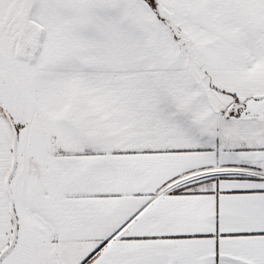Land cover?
<instances>
[{"label": "snow or ice", "instance_id": "1", "mask_svg": "<svg viewBox=\"0 0 264 264\" xmlns=\"http://www.w3.org/2000/svg\"><path fill=\"white\" fill-rule=\"evenodd\" d=\"M0 264H264V0H0Z\"/></svg>", "mask_w": 264, "mask_h": 264}]
</instances>
